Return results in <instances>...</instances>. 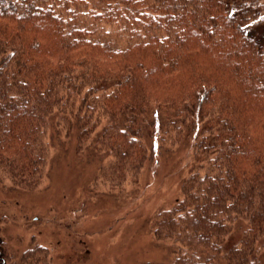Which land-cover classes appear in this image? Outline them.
<instances>
[{
  "label": "trees",
  "instance_id": "obj_1",
  "mask_svg": "<svg viewBox=\"0 0 264 264\" xmlns=\"http://www.w3.org/2000/svg\"><path fill=\"white\" fill-rule=\"evenodd\" d=\"M51 150L88 181L170 165L165 264H264V0H0V170L33 190Z\"/></svg>",
  "mask_w": 264,
  "mask_h": 264
},
{
  "label": "rangeland",
  "instance_id": "obj_2",
  "mask_svg": "<svg viewBox=\"0 0 264 264\" xmlns=\"http://www.w3.org/2000/svg\"><path fill=\"white\" fill-rule=\"evenodd\" d=\"M59 156L48 159L33 190L12 187L0 170V239L9 252L17 255L40 243L50 249L48 264L167 263L173 253L157 244L153 219L175 195L170 165L152 164L140 177L126 173L122 180L96 173L88 181L72 154ZM111 182L120 186L109 188ZM8 254L5 260L11 262Z\"/></svg>",
  "mask_w": 264,
  "mask_h": 264
}]
</instances>
